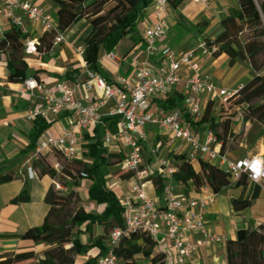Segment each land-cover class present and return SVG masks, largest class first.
<instances>
[{
  "label": "trees",
  "instance_id": "trees-1",
  "mask_svg": "<svg viewBox=\"0 0 264 264\" xmlns=\"http://www.w3.org/2000/svg\"><path fill=\"white\" fill-rule=\"evenodd\" d=\"M56 8V27L60 32L69 30L81 21H86L89 32L82 40L83 60L87 69L102 77L99 57L109 54L125 38L136 39L137 23L143 11L153 0H48ZM184 0H168V7L175 10ZM218 1V0H211ZM237 9L220 21V33L216 40L204 38L206 45L216 47L212 55H225L228 65L233 67L238 62L247 63L250 69L249 80L240 86L237 93L230 97L224 105L237 110L242 107V122L256 123L264 128V0H237ZM179 21L182 16L175 12ZM208 26L206 21L190 25L199 34ZM27 35L21 29L11 27L0 39V56L5 58L6 80L9 84H22L26 80L28 65L25 61L24 44ZM52 46V35L44 33L37 43V50L47 53ZM66 73L64 77H67ZM105 78V77H104ZM183 95L170 92L167 98L159 101L158 105L165 111L178 110L181 119L189 123L196 131L202 129L211 131L218 143L221 153L226 151V140L231 135V118L224 121L213 115L215 102L209 101L202 115L192 118L183 109ZM49 124L43 119L33 121L29 134V146L26 151H33L37 139L48 128ZM95 141L87 145V156L91 163L79 160L64 162L57 153H47L32 162L31 167L36 177L48 176L56 181L59 177L70 179L68 174H81L91 182L88 197L91 202L103 206L101 214L86 212L80 204V199L74 191L59 193L53 186L49 187L44 196L48 207L41 226L29 228L21 235L15 236L20 240L30 241L35 245L48 247L41 257L33 252L0 255V264H67L68 260L85 255L89 250L97 248L99 255L105 256L109 249L106 247L108 236L114 229L124 228V209L119 205L112 191L106 186L105 173L109 168L118 167L111 175L119 181H128L133 172L120 168L123 158L106 154L99 127L94 129ZM155 146V145H154ZM59 160L62 164L60 174H57L52 164ZM167 160L175 168L171 179L175 186L188 195L198 192L202 187H208L212 194L220 195L228 188L240 190L236 198L230 200L234 211L241 212L252 205L260 193L259 186L250 188L245 177L231 182L228 175L216 165L199 161L195 169L183 154H168ZM74 175V174H73ZM15 175L12 171L0 173V185L12 182ZM158 196L161 195L164 181L155 171L148 177ZM60 185L59 181H56ZM77 183L74 181L73 186ZM250 188L248 195H245ZM30 202V192L24 187L16 196L9 200L10 205L19 206ZM94 226L102 228V235L93 236ZM84 228L81 231L80 228ZM87 234L84 244L80 243L79 235ZM120 264H166V255L157 250V243L147 233L128 231L122 235L118 245L111 249ZM226 264H264V221L258 226L249 223L245 229L238 230L233 240L225 242ZM95 258L85 264H94Z\"/></svg>",
  "mask_w": 264,
  "mask_h": 264
},
{
  "label": "built area",
  "instance_id": "built-area-1",
  "mask_svg": "<svg viewBox=\"0 0 264 264\" xmlns=\"http://www.w3.org/2000/svg\"><path fill=\"white\" fill-rule=\"evenodd\" d=\"M191 1L202 5L209 2ZM150 7L154 21L144 29L142 39L146 58L138 64L132 76H119L108 81L88 70L83 60V47L80 45L75 48V54L84 72L83 78L78 79L75 85L56 81L53 86L47 87L34 78H28L24 80L19 91L21 96L26 97H35V92L39 93L42 101L41 106L26 112L27 121L40 118L49 122L61 114L71 117L69 127L60 135H47L38 140L26 163V175L29 179L36 177L31 167L32 162L42 155L57 153L64 162L76 160L81 134L99 123L100 110L103 107L109 105L107 115L116 121V131L104 134L102 144L107 147L112 143H121L126 152L120 168L133 172L134 176L128 180V193L117 199L124 209V228L110 232L109 251L105 256L97 258L94 264H120L111 249L118 245L122 235L128 231L145 232L157 245L162 234L170 246L174 264H189L201 247L225 244L227 240L209 231L206 223V215L217 195L212 194L206 186L198 192L185 195L175 186L171 179L175 168L167 160V155H162V144L150 145L147 134L149 128L157 130L165 137L166 144L173 147L167 154H183L192 164L199 161L214 164L228 175L231 182L245 177L250 185L259 186L264 194L262 156L230 159L226 152L221 153V144L216 141L211 131H206L201 137L189 123L181 119L178 110L162 111L159 114L150 112V101L153 98L181 86L184 110L190 117L198 119L207 102L225 103L240 88H220L209 75L201 73L196 62L197 56H212L216 47L209 48L201 41L195 48L180 54L167 45L159 47L166 37L163 17L168 9V0H153ZM0 8L11 27L22 29L23 19H27L41 25L46 33L51 34L53 45L65 42L62 32L41 5L27 0H0ZM35 52L36 45L32 41H26L24 53L30 55ZM107 55L111 59L115 58L113 51ZM156 55H159L164 67L161 74H156L147 64ZM182 71L188 73L185 79L179 75ZM76 87L85 93H92L95 100L87 104L81 103L74 97ZM145 149L149 150L158 166L156 171L164 181L160 196L152 197L148 194L149 187L154 189V186L148 180L152 173L148 174L146 169L141 170ZM52 168L60 174L61 162L55 160ZM17 175H23L22 171L19 170ZM81 177L86 179L85 174H81ZM53 188L60 193L66 192L54 180ZM167 257L168 255L166 260Z\"/></svg>",
  "mask_w": 264,
  "mask_h": 264
},
{
  "label": "crops",
  "instance_id": "crops-1",
  "mask_svg": "<svg viewBox=\"0 0 264 264\" xmlns=\"http://www.w3.org/2000/svg\"><path fill=\"white\" fill-rule=\"evenodd\" d=\"M32 4L41 5L49 14L52 21H56L55 6L48 0H27ZM221 4L228 5L226 14L231 10L237 9V0H209L207 5L194 3L191 0H184L175 10L168 7L167 12L163 17V25L166 31L164 41L159 45L169 46L177 54L186 50L193 49L197 44L209 35L208 29L211 25L209 10H220ZM216 7V8H214ZM214 8V9H213ZM223 11V10H222ZM175 12H178L183 20L179 21ZM227 14V15H228ZM226 15V16H227ZM211 16V17H210ZM206 21L208 26L203 29V33L199 34L195 29H188L190 25H196L201 21ZM154 21L150 5L144 9L141 19L137 23L136 39L129 37L123 39L115 48L113 53L115 58L111 59L107 54H101L99 57L100 71L108 81H113L116 77L133 75L138 64L145 60L143 46L144 29ZM86 27V28H85ZM85 28V33L83 29ZM11 26L5 20L0 8V39L3 38L5 32L9 31ZM22 33L27 35L26 41H32L36 45L34 54L25 55V61L28 65V78H34L39 83L47 87L53 86L56 81H65L71 85H75L78 79L83 78L84 69L79 64L78 58L74 52L76 42L79 38L83 40L89 32L88 24L84 21L72 26L69 30L62 32L65 42L59 45L51 46L50 50L45 54L37 50V43L45 33L43 27L39 24L32 23L27 19H23ZM82 45V43H81ZM196 62L201 68V73L209 75L212 80L223 89H236L243 85L240 81L231 88L224 87L226 75L233 70V67L228 65V59L225 55L218 57L210 55H198ZM148 66L154 70L156 74L164 72L159 55H156L148 60ZM246 75L250 76V69L247 63L243 62ZM67 77H64L65 74ZM187 72H180V77L185 79ZM27 78V79H28ZM244 79V78H243ZM22 84H9L6 80L5 58L0 56V173L12 171L15 179L7 184L0 185V255L18 254L23 252H33L39 257L48 247L44 245H35L30 241L20 240L15 236L21 235L29 228L41 226L44 217L47 214L48 207L43 199L49 187L53 186V180L48 176L34 177L29 179L26 175V163L30 159L32 152L26 151L29 146V134L32 130L33 121L29 122L25 119V114L29 110H34L41 106L42 101L40 94L35 92V97L21 96L19 91ZM172 92L181 93L182 87L176 86ZM167 94H158L150 101V112L159 114L164 111L159 105V101L167 98ZM74 97L87 104L95 100L92 93H85L81 88L76 87ZM184 109V108H183ZM109 105L100 110L101 119L96 126L91 130L84 132L80 137V144L76 150L75 159L84 163H91V159L87 156V145L93 144L95 141L94 129L99 127L100 136L103 137L106 133H114L116 131L115 119L108 117ZM45 121V120H44ZM71 117L68 114H61L51 121L47 122L49 128L40 135L39 139L47 135H60L69 127ZM201 137L204 136L205 130L197 131ZM148 140L150 145L162 144L167 153H170L173 147L166 144V139H160V133L154 129H147ZM35 144V146H36ZM121 143H112L110 146H104L106 154L120 156L124 159V151ZM173 154H177L172 152ZM25 165V166H24ZM195 169L198 168V163L192 164ZM22 171L23 175H17L18 171ZM111 168H109L110 172ZM157 170V169H156ZM111 174V172H110ZM114 188H109L118 199L123 194L128 193V190L123 185L118 184ZM127 183V182H122ZM91 182L87 179H80V184L76 186H63L66 192L74 191L79 199L80 204L86 212L101 214L104 210L103 206H98L91 202L88 197V188ZM150 186V185H149ZM24 187L30 192V202L19 206L10 205L8 202L16 196ZM128 187V183H127ZM81 190L84 196L81 197ZM181 190V189H180ZM179 190V191H180ZM250 188L245 195H248ZM240 190L228 188L220 195L215 197L214 203L208 210L206 215V223L209 231L217 235L225 237L227 240H233L236 232L245 229L249 223L258 226L264 221V199L263 192L260 190L259 196L252 202V205L241 211H234L230 200L236 198ZM148 194L152 197L158 196L151 186L148 189ZM118 201V200H117ZM123 213V218H124ZM84 231V228H80ZM93 236L102 235V228L94 226L92 229ZM88 238L87 234L79 235L80 243L84 244ZM108 248V242L106 243ZM157 250L168 255L166 264H174L172 252L168 242L160 235ZM101 257L99 250L93 248L85 255L76 258L77 264H85L90 259ZM142 264H146L140 261ZM189 264H226L225 260V244L215 246L201 247L198 252L192 257Z\"/></svg>",
  "mask_w": 264,
  "mask_h": 264
},
{
  "label": "rangeland",
  "instance_id": "rangeland-1",
  "mask_svg": "<svg viewBox=\"0 0 264 264\" xmlns=\"http://www.w3.org/2000/svg\"><path fill=\"white\" fill-rule=\"evenodd\" d=\"M227 7L228 5L221 4L220 10L219 9L215 11H212V9L209 10V14L212 15V17L210 16L211 25L209 26V29H208L209 35L206 36L205 38H208L211 41H214L217 39L220 33V21L228 14V13L226 14ZM84 22L87 23L86 21ZM85 28L83 29V33H85ZM81 39L82 38H79L77 40L76 42L77 46L75 47H78L81 45L82 43ZM74 52H75V48H74ZM248 80H249V76L246 75L245 66H243V62H238L237 66L233 70H231L229 73H227L225 83H223L222 85L224 87L231 88L240 81L243 84H245ZM242 112H243L242 107L237 108L236 110L235 108L230 107L229 105L220 104L219 102L218 103L215 102L214 104L213 115L217 119L224 121L226 118H231V121H232L231 122V135H229L228 139L226 140V151L225 152L227 153V156L230 159H240V158L254 156V155H260L264 159V128L259 126L256 123L243 124ZM103 137H101V141H103ZM159 137L160 139L165 138L162 135H160ZM121 147L125 153L126 150L124 149L122 145ZM166 151L167 150L163 148L162 155H168ZM141 165H142L141 170L146 169L148 174L150 173L154 174L158 167L156 162L153 160L151 154L149 153V150L147 149L144 150L143 161ZM117 168H118L117 166L112 167L110 172L116 170ZM110 172L107 171L105 173L106 185L107 187L109 186V188H114L117 186V182H115L116 179L110 174ZM73 174H70V173L68 174L70 179H67L65 177H59L56 181H59L61 184H64L63 186L72 185L74 181L77 184H80V180L77 177V174L76 173H73ZM127 183H130V182L127 181ZM127 183H122L121 181L118 182L119 185L124 186L126 191L128 190ZM252 187L253 185H250V188ZM62 193H66V192H62ZM83 193L84 192L81 190L80 192L81 197L84 196ZM262 197L264 199V194ZM37 257L39 256L37 255ZM67 264H77L76 258H73L72 260H68Z\"/></svg>",
  "mask_w": 264,
  "mask_h": 264
}]
</instances>
